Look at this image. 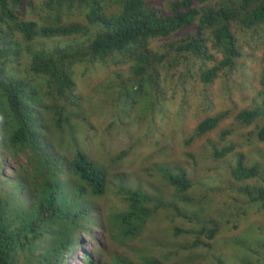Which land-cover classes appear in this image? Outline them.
<instances>
[{"label": "trees", "instance_id": "1", "mask_svg": "<svg viewBox=\"0 0 264 264\" xmlns=\"http://www.w3.org/2000/svg\"><path fill=\"white\" fill-rule=\"evenodd\" d=\"M156 1L0 0V40L4 43L0 49V264H64L66 257L77 248V244L74 245L77 230L94 229L93 224H83L84 220L93 219L92 212L82 210L80 205L69 207L63 203L66 198L61 196V190L70 172L75 175L79 184L76 191L81 194L101 196L110 191L114 183L112 191L116 188L115 192L121 195L116 197L124 209L110 213L109 219L119 231L123 246H127L124 236H129L127 241L133 240L144 231L150 219L156 218L159 210L168 212L172 207H179L177 205L193 211V221L188 220L200 225L186 230L183 228L187 227L186 222L183 227L175 226L170 234H164L176 248L169 252L170 256L176 255L183 244L192 250L202 246L210 248L206 240L216 242L227 232L221 223L216 224L206 216L207 213L216 216L212 218L226 216V211L221 212L224 215H216L207 212L205 207L198 210L199 202L190 197L192 184L182 166L172 171L173 168L163 165L158 170L159 183L169 195L159 184L142 180L138 184L146 186L147 192L134 190L120 174L113 177L109 185L106 169L87 155L75 136L74 121L80 115L81 98L74 93L73 67L78 64H84L89 70V66L98 63L107 65L112 61L117 66L130 63L131 84L125 83L119 73L120 95L106 91L111 96L112 112L104 104L97 109L98 114L109 110L113 119L109 127L118 133L116 127L126 128L125 121L134 118V106L142 104L144 116L151 114V117L147 116L150 121L148 118L140 121L136 141L150 138V144L162 143L166 148L176 136L164 133L169 125L165 123L162 102L166 94L163 82L171 86L174 98L176 88L187 91L186 88L193 87L197 96L200 94L208 101L207 88L220 79H227V73L238 68L245 44L254 52L263 49L261 82L264 84V0H167L166 8L154 6ZM30 11L40 12V23L20 18V14L28 15ZM181 31L186 34L178 36ZM20 34L22 38L18 39ZM240 37L244 44L240 43ZM52 38H72L73 41L49 51L43 46L37 48L39 41ZM165 39L170 40L153 45L154 41ZM23 40L27 42L25 48L20 46ZM23 52L30 58L27 65L23 64ZM51 91L56 93L54 103L45 106L46 110L36 111L37 106L42 108L44 93ZM157 107L159 111L155 113ZM167 117L179 124L185 119V113L179 109ZM227 117L228 112L206 117L188 142L217 129ZM234 119L239 127L254 125L256 130L250 135L264 142V106L242 109ZM133 127L131 121L127 128L132 130ZM47 129L51 140L54 131L60 132V140H68L65 151L60 148V153L54 142L47 139ZM234 131L232 126L222 131L221 137ZM89 137L95 141L93 136ZM56 142L61 147L59 141ZM110 142L99 137V146L103 149L100 153L107 155L111 162L130 159L132 151L127 150L113 158L108 152ZM233 150V146L220 150L214 147L213 158H224ZM23 155L25 165H10L6 174L7 162H18ZM199 157L201 155L193 158ZM258 175V165L246 167L240 158L231 170L232 179L243 185ZM240 192L247 198L242 205L237 203L232 207V214L245 218L231 228L232 236L228 234L221 239L227 249L219 248L216 252L219 255L212 259V264H253L256 253L264 249V227L255 224L252 231L237 230L251 218L255 208L259 215L263 213L264 187L253 190L243 186ZM70 215L72 223L68 219ZM176 215L184 217L182 211H177ZM49 236L53 238L50 242L47 241ZM186 237L195 238L183 243ZM155 239L159 244L160 238ZM225 250L232 253L228 254L231 258L224 254ZM139 254L144 264H163L143 256L142 252ZM115 261L135 264L127 258L118 257ZM89 262L101 264V260L91 257Z\"/></svg>", "mask_w": 264, "mask_h": 264}, {"label": "rangeland", "instance_id": "2", "mask_svg": "<svg viewBox=\"0 0 264 264\" xmlns=\"http://www.w3.org/2000/svg\"><path fill=\"white\" fill-rule=\"evenodd\" d=\"M168 4L169 1L167 0H157L154 6L166 8ZM39 13L40 12L37 11H30L27 13L28 15L20 14V18L32 19L40 23ZM185 34V31H181L178 36H184ZM167 40L170 39L154 41L153 45L158 46L163 43L165 44ZM71 41H73L72 38H64L61 40L52 38L46 41H39L40 43L37 45V48L43 46L44 50L49 51L64 47ZM239 41L244 44L241 37ZM26 45L27 42L24 40L20 42V46L23 48H25ZM242 46L244 55L238 62V68L228 72L227 79H220L219 82L207 88L208 101L201 98L200 94L197 96L193 87L186 88L187 91L176 88L177 93L175 95L176 98H174L171 96V92L173 91L171 86L163 82V88L166 86V94L162 97V102L165 106V123L169 125V127L164 130V133L167 136L170 134L176 136V139L170 142L171 146L167 148L164 147L162 143L158 145L150 144V138L144 140L139 138L136 141V129L140 126V121L151 117V114H148V117L144 116L145 113L142 112V110H144L142 104L134 106L136 111L132 113L134 118L125 121L124 125L126 128L122 126L116 127L118 133H114L109 127L113 120L112 114L109 112V110L112 112L113 103L109 99L111 96H109L106 91L110 90L114 96L120 95L121 87H118L117 84H121L122 80L119 78L121 74L124 77V82L131 84L128 71V68L131 66L130 63H119L118 66L112 61L108 62L107 65L98 63L89 66V70L84 67V64H78L73 67L74 80L76 82L74 93L77 97L81 98L78 110L80 115L77 120L74 121L75 136L79 146L83 150H86L87 154L90 155L92 159L99 161L106 169L109 185L112 184L113 177L120 174V176L122 175L123 178L128 181L129 186H134V190L147 192L146 186L144 187V185L138 184L139 180H142L144 182L157 183L160 185L161 190L164 191V187L159 183V168L164 167L163 165H167L173 168L172 171H174V168L182 166L187 172L192 184L190 197H194L197 202H199L200 206H198V210L201 209L200 207H205L207 212L216 213V215L225 214L226 216L217 218H212L216 216L208 213L206 216H209V219L215 221L216 224L221 223L223 226L222 228L227 232L219 236L216 242L206 240L210 248L202 246L200 249L195 248L192 250L187 248L188 245L183 244L181 245V250L178 251L176 255L170 256L169 252H174L176 248L169 244L167 241L168 238H164V234H170L174 231L173 228L175 226L183 227L182 225L186 222L188 223L185 225L187 227H183L186 230L193 229L194 227L197 228V226L200 225L197 221L193 222L196 223V225H194L188 220L190 219L193 221V211H189L187 208L183 209V205H177L179 207H172L171 211L168 212L162 209L159 210L158 214H156V218L150 219L144 231L133 240L127 241L129 236H124L123 239L125 244L127 243V246H123L120 243L122 238L119 235V231L116 230L113 221L110 222L109 219L110 213L124 209V206L121 205L122 203L116 197L121 195L115 192L116 188L112 191L114 183L110 187V191L106 192L101 197L93 199L89 197L87 199L86 196L91 195H82L81 192L78 193L79 191H76L78 196H76V194L74 195L71 185H67L65 190L68 193L67 198L69 201L75 200L76 205L82 206V210H87L88 204L92 203L96 206V211L92 212L93 222L95 223L93 224L95 228L93 229V237L87 234H81L82 242L80 248L72 253L64 264H88L82 260L81 250H85L88 253L94 252L97 258L101 260V264H119V262L115 261L118 257L127 258L135 262V264H144V260L140 258L139 252H142L143 256H147L152 259V261L157 260L163 264H212V259H215L217 254L219 255V253H216L219 248L227 249L221 239L229 235L232 236L233 232H231V228L240 222L239 219L245 218L244 216L238 217L236 215L234 217L232 214V207L238 204L242 205L244 199L247 198L241 194V188L243 186H250L253 190H256L257 188L264 187V142L250 135V132L256 130L254 125H251V127H239L235 125L234 119L235 115L242 109H250L257 105L264 106V84L261 82L263 49L254 52L251 48L245 46V44ZM3 47L4 43L0 40V49ZM29 63V56H26L23 52V64L27 65ZM115 79L117 81L116 84ZM54 93L53 91L44 93L43 96L45 100L41 102L42 108L40 107V110H46L45 106L54 103V98L56 96V93ZM104 104L108 105V107H106L109 110H107V113L101 112L98 114L97 109H100L99 107H102ZM106 107H104V109ZM179 109L183 110L185 113V119H183L184 121L182 120L181 123L176 124L173 118L167 116L171 115L172 111ZM158 111L159 108L157 107L155 113H158ZM223 112H228L229 117L223 120L217 129L191 143L188 142L194 136L195 128L201 121L206 117L219 115ZM148 120L150 121V118H148ZM131 121L134 122L132 130L127 128V125ZM49 124L48 122V126H50ZM232 126L235 128V131L226 137H221L222 131L230 130ZM59 133L60 132L57 131L55 134L58 140ZM89 136H93L95 141L93 142L92 138ZM99 137L111 141L109 143L108 152L113 158H116V155L122 153V151L127 150L128 152L132 151L130 159L118 163L111 162L107 155L100 153L103 149L99 146ZM167 139H169V137H166V140ZM251 139L254 140L252 143L250 141ZM225 146H233L234 150L229 152L224 158H213L214 147L220 150L224 149ZM198 155H201V157L194 159L198 157ZM239 158L246 167L258 165L259 168L258 177L252 181H245L246 185L234 181L231 177V170L236 167ZM196 160H198L197 163H195ZM131 172H134L136 175ZM164 192L166 193L167 190ZM166 194L169 195L168 193ZM256 204L259 206L262 203ZM255 209L257 210V208ZM223 210L226 211L224 214L221 213ZM256 210L252 212L251 218L248 217L247 220L243 222L242 226L238 227V231L246 228L251 230L255 224L264 227V211L259 215L257 213L258 210ZM177 211H182L185 218L178 217V215H176ZM86 222L87 221L84 220L83 224L88 225ZM156 237L160 238L158 239L159 244H156ZM194 238L195 237L183 238V243L192 242ZM201 238L205 240L203 235H201ZM226 253L227 256L231 258V256L228 255L231 252H224V254ZM185 256L188 257L186 260L184 259ZM256 256L253 264H264L263 248L259 249ZM189 257L191 258L189 259ZM256 260L257 263L255 262ZM231 261H234L233 258Z\"/></svg>", "mask_w": 264, "mask_h": 264}, {"label": "clouds", "instance_id": "3", "mask_svg": "<svg viewBox=\"0 0 264 264\" xmlns=\"http://www.w3.org/2000/svg\"><path fill=\"white\" fill-rule=\"evenodd\" d=\"M25 1V0H24ZM22 38V36H21V34L18 36V39H21ZM36 111H41L40 110V108H38V106H37V109H36ZM49 128V127H48ZM56 132L57 131H54V135L52 136V140H51V138H50V134H49V129H47V131H45V134H46V136H47V139L51 142V143H53L54 142V145H55V147L57 148V150L61 153L62 151H65L66 150V147H67V142H68V140H60V138H61V136H60V133H59V140L57 139V137L55 136V134H56ZM56 141H59V144H60V146L61 147H59L58 145H57V142ZM60 148L62 149V151L60 150ZM88 155V154H87ZM23 163V166L25 165V163H26V158H25V156L23 155V158H20L19 159V161L18 162H15V161H8L7 162V165H6V167H4L5 168V172H6V174H9V166L10 165H15V166H17V165H21ZM78 183V181L76 180V177H75V175H73L71 172H70V175L67 177V184L63 187V189L61 190V196H64L65 198H66V201H63V203L66 205V206H69V207H72V204L73 205H76V201L74 200V201H69L68 200V198H67V196H68V193H67V191L65 190V187L67 186V185H71V187H72V189H73V192H74V195L76 194V189L78 188V185L79 184H77ZM79 193V192H78ZM78 193L76 194V196H78ZM84 194H87V195H91V196H86V198L88 199V197L89 198H91V199H93V198H97V197H101L100 195H94V194H91V193H84ZM83 195V194H82ZM81 206V205H80ZM87 210H89L90 212H95L96 211V206H94L92 203H89L88 204V206H87ZM98 216H99V213H98ZM68 219H69V222H71V215L68 217ZM76 219V218H75ZM87 221V220H86ZM72 223V222H71ZM87 224H95L94 222H93V219L92 220H90L89 222L87 221L86 222ZM95 229V228H94ZM88 232L89 233H91V234H93V229L92 230H85V229H82V230H77V232H76V236H75V241H74V245L75 244H77V248L73 251V252H71L67 257H66V260H65V262L67 261V258L72 254V253H74L76 250H78L79 248H80V246H81V242H82V239H81V234H87V235H89L90 237H93L92 235H90V234H88ZM53 240V238L51 237V236H49V237H47V241L48 242H50V241H52ZM73 245V246H74ZM81 257H82V260L84 261V262H87L88 264H90V262H89V257H91V258H93V259H97V260H100V259H98L97 258V256H96V254L93 252V253H88V252H86L85 250H81ZM64 262V263H65ZM119 264H120V262H119Z\"/></svg>", "mask_w": 264, "mask_h": 264}]
</instances>
